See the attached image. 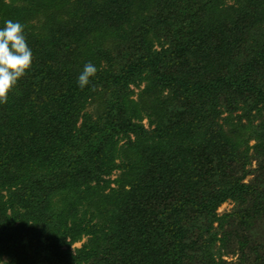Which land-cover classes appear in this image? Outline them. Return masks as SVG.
<instances>
[{
	"label": "trees",
	"instance_id": "16d2710c",
	"mask_svg": "<svg viewBox=\"0 0 264 264\" xmlns=\"http://www.w3.org/2000/svg\"><path fill=\"white\" fill-rule=\"evenodd\" d=\"M9 19L33 61L0 104V261L247 264L251 243L264 264L252 235L234 237L237 261L219 253L264 223V121L249 119L264 111V0H0ZM223 100L247 107L219 133ZM98 216L109 247L70 251Z\"/></svg>",
	"mask_w": 264,
	"mask_h": 264
},
{
	"label": "rangeland",
	"instance_id": "374dc122",
	"mask_svg": "<svg viewBox=\"0 0 264 264\" xmlns=\"http://www.w3.org/2000/svg\"><path fill=\"white\" fill-rule=\"evenodd\" d=\"M4 1L7 2L9 0H4ZM160 47H167V42H164L161 40L159 42V44H157L155 46L154 49H156V51H158L160 49ZM262 82L264 83V80H262ZM130 90L132 92V94L130 95V99L136 101L140 91L144 90V83H140L138 87L131 84ZM163 95H165L167 97L169 94L167 92H164ZM229 103H230V100H223V101H221L220 106L218 105L219 107H218L217 111L219 112V120L217 118V121L219 123V127H218L219 133H221V132L225 133L226 131L228 132V128H227V126L224 125L223 119H225L227 117H232L231 119L235 120L234 117L237 115H240L242 112V108L244 106H246L243 102L238 101L237 102L238 104H230V106L227 107V104H229ZM92 106H95V105L92 104ZM88 110L90 112L94 111V107H89ZM249 119H250V122H252V124L254 126L255 125H261L262 122L264 121V111H261L260 113H258L256 110H253L251 112V117ZM244 121L246 122L245 119H244ZM247 122H248V120H247ZM142 123L145 125V127H148V122H147L146 118L143 119ZM254 143H255V141L253 139L249 140L250 146L253 145ZM256 166L257 165H256L255 161L252 160L251 166L248 167V169H254V168H256ZM120 172H121V170L120 171H118V170L114 171L112 173V175L110 176L109 181L113 182V180L115 178H118L121 175ZM104 178L107 179L108 177H104ZM252 178H253L252 174H250L245 178L244 182H249ZM110 187L115 188L116 185L114 183H111ZM125 189L126 190L129 189V186L126 185ZM108 192H109L108 189L104 191V193H107V194H108ZM4 194H7V190L4 192ZM234 207H235L234 202L227 200L226 202L222 203L220 206L217 207L216 214L218 216H221L224 213H231L234 210ZM248 223H249V226L247 227V229L244 230L245 233L240 232V234H239L238 232H236L234 234L233 238H231V240H230V244H231L230 247L227 249H221V251H219L220 254H223V259H225L227 261H231V260L237 261L238 260V256L240 254V252H239L240 249H239V244L237 243L236 238H234L235 236L237 237V235H239V236L241 235L242 237H245L246 235H248L247 236L248 239H249V236L252 235L253 239H251L250 241H255L256 243L264 242V223H258L255 221V224H254L253 218H250L248 220ZM253 224H254V229H253ZM92 225L94 226L92 228L93 232H90L88 234H81L80 238L78 240H76L75 242H73L71 244V246L69 247L70 251H72L74 253L75 249H82L83 247H86V248L89 247L90 248L91 247L90 243L92 244L91 239L95 238V237H98L99 240L103 241L102 243H104V245H103L104 249L109 247V245H110L109 240H112V239L109 238V240H108L107 238H105V235H104V233H108V230L110 228L109 224H105V222L102 220V218L100 216H98L97 218L94 219V221L92 222ZM95 225H97V226H95ZM214 226L216 227V224H214ZM215 231L216 230H213L212 232H215ZM218 233H220V232L218 231ZM192 238H193V236H192ZM242 240H243V238H242ZM247 242H248V240H247ZM247 242H244V243H247ZM219 245H220V242H217L215 247L217 248V246H219ZM196 247L199 251V249H200L199 247H201V244H198ZM252 247H253V244L250 243V247H249V245H247V247H246L247 249L245 250V252L247 253L245 261L247 264L252 263V261H253V256L251 254ZM216 248L214 249V252L217 251ZM199 252H201V251H199ZM248 253H250V254H248ZM102 264H105V263L103 262Z\"/></svg>",
	"mask_w": 264,
	"mask_h": 264
},
{
	"label": "clouds",
	"instance_id": "9594fccd",
	"mask_svg": "<svg viewBox=\"0 0 264 264\" xmlns=\"http://www.w3.org/2000/svg\"><path fill=\"white\" fill-rule=\"evenodd\" d=\"M33 54L28 46L25 25L9 19L0 28V104H6L19 80L31 69ZM97 67L88 62L78 76V86L87 87L97 74ZM0 264H4L0 261Z\"/></svg>",
	"mask_w": 264,
	"mask_h": 264
}]
</instances>
